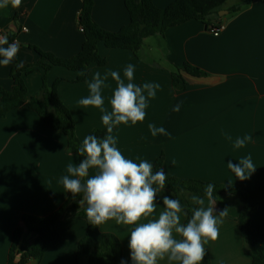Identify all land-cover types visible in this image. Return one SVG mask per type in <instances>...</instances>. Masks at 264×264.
I'll use <instances>...</instances> for the list:
<instances>
[{"label":"crops","instance_id":"obj_1","mask_svg":"<svg viewBox=\"0 0 264 264\" xmlns=\"http://www.w3.org/2000/svg\"><path fill=\"white\" fill-rule=\"evenodd\" d=\"M173 1L153 0V4L164 9ZM228 1L207 16L206 27L201 21L191 20L167 28L162 34L144 39L136 53L99 44L98 54L105 63L91 65L81 81H77L82 75L79 72L51 67L45 74V83L49 87L60 80L57 94L73 120L78 141L82 143L92 130L101 131L102 137L107 134L100 110L78 104L89 94L86 81L97 71L101 75L118 71L124 78L125 67L133 64L134 83H159L161 87L149 100L143 122L114 128L112 135L117 137L121 152L153 165L162 157L165 173L177 179L216 183L264 197V3L252 0L242 5L245 0H237L229 6ZM237 5H242L239 11H229ZM81 6L82 0H22L19 8L9 4L0 9V36H7L9 43L16 42L19 47L12 64L0 65V86L4 90H11L9 74L14 64L24 67L39 61L34 48L62 59L79 52L83 42L77 25ZM91 18L109 33H116L129 23L123 0H93ZM211 26L222 27L217 36L209 33ZM185 64L204 74H185L181 71ZM176 72L185 81L183 89L172 83L171 75ZM42 76L43 71L39 70L25 78L27 99L36 96ZM106 83L109 87L102 90V95L105 107H109L116 83L111 77ZM176 104L181 105L179 112L172 110ZM149 123L163 126L170 137H153ZM245 136H251V141L235 148V140ZM249 155L256 171L241 181L227 163L237 164ZM69 162L78 164L79 160L67 151L66 137L49 130L31 110L15 109L0 118V264L8 262L16 229L22 231L18 249L26 248L35 238L26 231L23 215L44 217L67 202L71 193L64 192L60 180ZM164 195L175 199L173 193L164 189L158 194L155 215L163 208ZM205 206H209L207 198ZM211 206L217 214L227 209V215L218 225L219 238L205 244L209 264H251L238 229L239 199L221 193ZM251 226L264 233V204L253 213ZM56 227L61 242L40 261L30 260L27 264H76L78 243L86 232L85 220L69 204ZM99 230L118 239L122 260L132 264L128 227L108 221L99 225Z\"/></svg>","mask_w":264,"mask_h":264},{"label":"clouds","instance_id":"obj_2","mask_svg":"<svg viewBox=\"0 0 264 264\" xmlns=\"http://www.w3.org/2000/svg\"><path fill=\"white\" fill-rule=\"evenodd\" d=\"M11 5L19 8L22 0H0V9ZM6 45V46H5ZM16 42L9 43L7 36H0V65L9 66L18 55ZM22 65H17L20 67ZM135 65L128 64L121 77L118 71L101 75L92 74L87 80L89 94L79 99L82 107H94L102 113V124L107 134L103 137L87 135L78 148V164L69 162L66 174L60 183L64 192L75 198L82 195L81 204H86L84 212L88 223L93 226L115 221L129 230L128 248L132 264H202L207 251L205 244L219 238V227L227 209L217 214L215 207V185L207 184L204 197L193 195L191 202L197 205L190 209L191 216L186 223L185 207L178 199L164 195L163 208L157 213V197L166 188L167 175L163 168L154 171V165L147 160L126 157L117 147V137L113 130L117 126L136 125L146 118L149 100L155 98L159 83L137 85L134 80ZM109 77L116 87L105 107L102 90L109 85ZM127 81V82H126ZM180 104L173 107L180 111ZM153 137L170 133L163 127L148 124ZM231 139V137H229ZM251 136L237 138L235 148H242ZM138 161V162H137ZM235 178L244 181L256 171L251 155L241 158L237 164L227 163ZM205 198L209 206H205ZM121 264H126L121 260Z\"/></svg>","mask_w":264,"mask_h":264},{"label":"trees","instance_id":"obj_3","mask_svg":"<svg viewBox=\"0 0 264 264\" xmlns=\"http://www.w3.org/2000/svg\"><path fill=\"white\" fill-rule=\"evenodd\" d=\"M227 0H174L164 9L154 6L153 0H123L129 14L128 25L122 27L116 33H109L99 28L91 18L93 0H82L81 10L78 15L77 25L82 28L83 42L79 52L68 59L57 58L50 53H45L34 48L39 55V61L35 65L11 68L9 78L12 82L11 90L6 91L0 86V118H5L9 112L19 108H26L34 112L41 122L51 131L60 132L66 137L67 151L75 154L78 160H82L78 153L81 143L75 136V126L67 108L60 101L57 87L60 83L56 79L49 87L45 83V74L51 67H62L82 75L77 78L81 81L86 77L91 65L102 66L105 61L98 54V45L106 48L128 49L136 53L142 46L143 40L162 34L167 28L196 20L207 26V16L222 7ZM264 3V0H258ZM252 0L243 1L242 5H248ZM242 5L229 9L235 13ZM43 71L41 87L35 97L27 99V87L25 78L35 71ZM191 77H201L204 73L189 65L181 69ZM172 83L176 88L183 89L185 81L179 73L171 75ZM89 135L102 137L99 130H92ZM79 163V162H78ZM162 168V157L154 163V171ZM167 175L166 190L173 193L185 207L187 213L185 223L191 216L190 209L197 207L191 202L193 195L204 197V189L211 182L181 180ZM215 185L214 199L221 193L235 196L240 201V212L237 218L238 229L243 240L244 251L250 257L251 264H264V233L251 226V218L257 207L264 204V197L253 196L242 192L235 187ZM82 195L73 197L57 211L44 216L36 217L23 215L22 222L28 233L35 236L33 242L23 249H18V242L22 231L16 229L12 235V243L8 255L7 264H27L28 261H40L43 256L59 242L61 235L57 230V223L65 210L71 204L76 215L86 222V232L79 241L76 254V264H121L122 252L118 239L108 233H102L99 226L88 223L84 208L81 204ZM202 264H209V256L206 254Z\"/></svg>","mask_w":264,"mask_h":264},{"label":"built area","instance_id":"obj_4","mask_svg":"<svg viewBox=\"0 0 264 264\" xmlns=\"http://www.w3.org/2000/svg\"><path fill=\"white\" fill-rule=\"evenodd\" d=\"M221 29H222L221 26L220 27L211 26V27L208 28V31L212 35L217 36L219 34V32L221 31ZM23 30L25 31V29H23ZM79 31L82 33L83 30H82L81 27H79Z\"/></svg>","mask_w":264,"mask_h":264},{"label":"rangeland","instance_id":"obj_5","mask_svg":"<svg viewBox=\"0 0 264 264\" xmlns=\"http://www.w3.org/2000/svg\"><path fill=\"white\" fill-rule=\"evenodd\" d=\"M237 2V0H230V1H228L227 3H226V5H232V4H234V3H236Z\"/></svg>","mask_w":264,"mask_h":264}]
</instances>
